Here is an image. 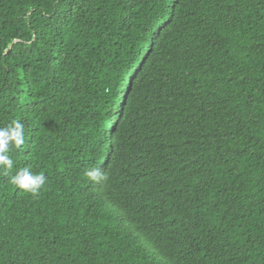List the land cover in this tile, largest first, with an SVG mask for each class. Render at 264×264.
Returning a JSON list of instances; mask_svg holds the SVG:
<instances>
[{"label":"trees","instance_id":"trees-1","mask_svg":"<svg viewBox=\"0 0 264 264\" xmlns=\"http://www.w3.org/2000/svg\"><path fill=\"white\" fill-rule=\"evenodd\" d=\"M12 121L0 264H264V0H0Z\"/></svg>","mask_w":264,"mask_h":264},{"label":"clouds","instance_id":"clouds-1","mask_svg":"<svg viewBox=\"0 0 264 264\" xmlns=\"http://www.w3.org/2000/svg\"><path fill=\"white\" fill-rule=\"evenodd\" d=\"M24 126L19 121H12L5 127H0V168L10 170L14 162L9 155L10 146L19 148L24 144ZM87 176L95 183H101L106 173L100 169H92ZM46 182L43 174H33L28 167H24L11 177V183L19 190L35 196Z\"/></svg>","mask_w":264,"mask_h":264}]
</instances>
